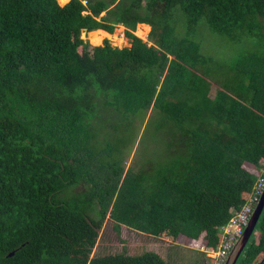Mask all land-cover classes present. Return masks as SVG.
Wrapping results in <instances>:
<instances>
[{"label":"trees","instance_id":"16d2710c","mask_svg":"<svg viewBox=\"0 0 264 264\" xmlns=\"http://www.w3.org/2000/svg\"><path fill=\"white\" fill-rule=\"evenodd\" d=\"M202 19L232 41L260 31L262 51L203 54L188 37ZM118 25L130 47L82 38ZM151 105L157 156L125 173V131ZM263 163L264 0H0V264H169L91 257L107 218L216 251ZM257 225L236 264H264V211Z\"/></svg>","mask_w":264,"mask_h":264},{"label":"rangeland","instance_id":"374dc122","mask_svg":"<svg viewBox=\"0 0 264 264\" xmlns=\"http://www.w3.org/2000/svg\"><path fill=\"white\" fill-rule=\"evenodd\" d=\"M70 0H58L60 5H65ZM103 13L102 15H104ZM174 17L170 18V24L175 26L178 31H181L185 35L184 26L187 23V15L179 8L174 12ZM145 26L140 24L137 26L135 35L142 38L145 42L148 41L147 33L138 35V31ZM125 27L123 25H118L113 34L108 33L105 35L97 44H93L91 39V32H83L82 38L89 42L91 47L102 46L105 40L119 48L130 47V40L125 35ZM149 34V30H148ZM98 35V31L95 36ZM263 34H258L254 37H240L237 41H232L226 36L216 33L211 30L206 23L205 19H202L199 26L192 35L189 34L191 40L200 44L201 51L203 54L212 56L215 59L218 56H229V58L253 56L256 58L259 52L262 51V38ZM261 37V38H260ZM151 45V43H149ZM218 90V86L214 85L211 97H213ZM155 109L153 105L143 116V119L137 120L135 125L136 131L130 129L129 132L125 131L128 142L120 147V153H118L117 161L123 166L125 173L128 170L137 171L141 163L152 157H156L158 153V146L156 142L157 149L151 152L150 149L155 144V138L153 137L152 130L148 127V122L155 116ZM118 122L116 121V124ZM121 128V126H119ZM107 130V129H106ZM108 136L117 134L115 131H106ZM114 136H111V138ZM113 140V138H112ZM138 173V171H137ZM260 234V227L257 225L255 232L253 233L251 240L254 241L258 238ZM204 246L197 242H187L184 239H174L172 237L167 238H155L140 231L131 229L126 226H122L120 231L117 232L113 228V222L109 218L105 221L102 229L99 232V238L96 247L91 254L93 256H103L107 254H119L126 253L129 255L141 254L145 251H152L158 253L165 261L169 264H210V259L204 255ZM204 253V254H203Z\"/></svg>","mask_w":264,"mask_h":264},{"label":"built area","instance_id":"2783aa9c","mask_svg":"<svg viewBox=\"0 0 264 264\" xmlns=\"http://www.w3.org/2000/svg\"><path fill=\"white\" fill-rule=\"evenodd\" d=\"M264 164V163H263ZM264 194V176L258 178L254 193L240 211H236L229 224L223 229L222 243L216 250L204 248L210 264H226L238 240L243 236L251 218Z\"/></svg>","mask_w":264,"mask_h":264},{"label":"water","instance_id":"95a60500","mask_svg":"<svg viewBox=\"0 0 264 264\" xmlns=\"http://www.w3.org/2000/svg\"><path fill=\"white\" fill-rule=\"evenodd\" d=\"M66 5V4H65ZM64 6V5H62ZM264 211V194L261 197V200L254 211V214L251 218V221L246 228L243 236L238 240L237 244L235 245L234 249L232 250L230 257L228 258V261L226 264H236L239 260L241 254L243 253L244 249L246 248L247 244L249 243L253 233L255 232V229L257 227V224L263 214ZM13 255V253L11 254Z\"/></svg>","mask_w":264,"mask_h":264},{"label":"bare ground","instance_id":"6f19581e","mask_svg":"<svg viewBox=\"0 0 264 264\" xmlns=\"http://www.w3.org/2000/svg\"><path fill=\"white\" fill-rule=\"evenodd\" d=\"M64 1H67V0H64ZM139 30H142V32L138 31V35H142L141 33L146 34L148 33L149 27L142 26V28H140ZM105 35H109V34L104 32L103 30H99L98 35L97 36L94 35L91 39L95 43H98V42L100 43L99 40H101Z\"/></svg>","mask_w":264,"mask_h":264},{"label":"crops","instance_id":"0c3cea01","mask_svg":"<svg viewBox=\"0 0 264 264\" xmlns=\"http://www.w3.org/2000/svg\"><path fill=\"white\" fill-rule=\"evenodd\" d=\"M140 25V24H139ZM145 26H148L149 27V34L151 32V26L147 25V24H144ZM149 34L147 33V36H149Z\"/></svg>","mask_w":264,"mask_h":264}]
</instances>
